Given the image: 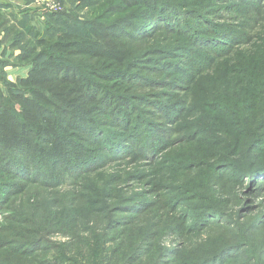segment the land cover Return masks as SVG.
I'll return each instance as SVG.
<instances>
[{"label": "rangeland", "instance_id": "1", "mask_svg": "<svg viewBox=\"0 0 264 264\" xmlns=\"http://www.w3.org/2000/svg\"><path fill=\"white\" fill-rule=\"evenodd\" d=\"M38 1L0 8L21 31L51 15L79 34L93 20L125 27L128 77L101 83L130 109L124 126L103 127L119 136L80 179L0 192V264H264V0H54L57 12ZM20 40L34 47L27 61L0 40V59L12 55L0 103L47 48Z\"/></svg>", "mask_w": 264, "mask_h": 264}, {"label": "trees", "instance_id": "2", "mask_svg": "<svg viewBox=\"0 0 264 264\" xmlns=\"http://www.w3.org/2000/svg\"><path fill=\"white\" fill-rule=\"evenodd\" d=\"M99 1L104 0H76L78 5L88 8ZM115 1L136 5H132L136 0ZM155 9L165 18L167 9ZM10 16L0 8L1 43H10L11 50L19 46L17 60L27 61L34 53V47H21L20 36L24 33L31 34L35 47L47 48L31 58L25 77L18 79L15 86L6 85L5 98L1 99L0 192L4 200L31 185H66L83 177L103 159L99 155L101 148H112L105 147L108 135L120 133H108L103 127L124 126L126 119L121 112L130 108L125 97L116 95L101 81L111 82L113 76L126 79L132 58L125 27L120 22L104 24L93 20L87 22L86 32L79 34L62 28L61 23L66 20L62 16L59 21L51 15L42 24L37 19L38 25H26L21 31L11 24L19 19ZM49 29L54 31L53 39L42 37ZM6 58L0 59L1 77L9 65ZM261 92L257 91L258 95L251 99L260 102ZM260 127L264 124L256 132L261 133ZM119 139L113 140L115 152H125L126 139Z\"/></svg>", "mask_w": 264, "mask_h": 264}, {"label": "built area", "instance_id": "3", "mask_svg": "<svg viewBox=\"0 0 264 264\" xmlns=\"http://www.w3.org/2000/svg\"><path fill=\"white\" fill-rule=\"evenodd\" d=\"M38 5L44 6L47 11L57 12L59 10V4L55 3L54 0H39Z\"/></svg>", "mask_w": 264, "mask_h": 264}, {"label": "crops", "instance_id": "4", "mask_svg": "<svg viewBox=\"0 0 264 264\" xmlns=\"http://www.w3.org/2000/svg\"><path fill=\"white\" fill-rule=\"evenodd\" d=\"M2 39V37L0 36V40ZM7 47L9 46V44L8 45H6ZM1 48H0V50L3 52L4 50H6V52L8 51V49H6V48H4L3 46H0ZM1 53V52H0ZM9 53H7L6 55H8ZM1 55H2V53H1ZM0 55V56H1ZM9 56V55H8ZM8 56H6V57H8Z\"/></svg>", "mask_w": 264, "mask_h": 264}]
</instances>
